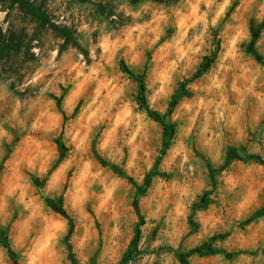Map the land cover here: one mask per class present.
<instances>
[{
    "label": "clouds",
    "instance_id": "9594fccd",
    "mask_svg": "<svg viewBox=\"0 0 264 264\" xmlns=\"http://www.w3.org/2000/svg\"><path fill=\"white\" fill-rule=\"evenodd\" d=\"M264 0H0V264H264Z\"/></svg>",
    "mask_w": 264,
    "mask_h": 264
},
{
    "label": "rangeland",
    "instance_id": "374dc122",
    "mask_svg": "<svg viewBox=\"0 0 264 264\" xmlns=\"http://www.w3.org/2000/svg\"><path fill=\"white\" fill-rule=\"evenodd\" d=\"M251 39L249 40L250 54L264 62V23L253 22Z\"/></svg>",
    "mask_w": 264,
    "mask_h": 264
}]
</instances>
